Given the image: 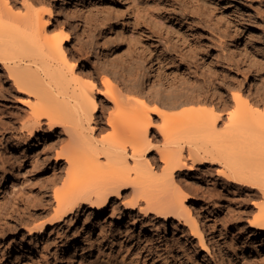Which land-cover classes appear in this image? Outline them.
Segmentation results:
<instances>
[{
  "label": "rangeland",
  "instance_id": "rangeland-1",
  "mask_svg": "<svg viewBox=\"0 0 264 264\" xmlns=\"http://www.w3.org/2000/svg\"><path fill=\"white\" fill-rule=\"evenodd\" d=\"M37 1L44 5L55 1L58 16L52 28L63 23L70 27L73 40L66 48L77 72L87 80L100 81L103 72L95 62V53L100 50L109 62L110 76L131 96L142 94L170 104L173 99L153 95L152 90L174 95L171 90L181 84L180 73L185 72H193L198 84L209 82L210 89L202 95L193 89L182 90L175 99L190 97L202 101L169 108L174 112L193 104H203L211 111V105L219 101V91L225 95L223 100L229 101L234 91L240 89L245 97H250L258 82L264 84L263 28L245 24L244 20L248 10L256 11L255 3L248 6L244 0ZM17 2L19 5L20 1ZM233 33L246 45L243 56L231 44ZM250 36H260L263 41L257 40L254 45ZM190 40L193 43L188 45ZM197 43L203 47L198 55L195 52L200 62L187 64L189 71L178 55H190ZM220 66L226 70L227 85H219L215 79ZM263 90L264 85L256 98L262 111ZM20 98L25 95L15 91L0 69V264H264V234L253 235L247 228L248 218L255 210L254 201L261 199L251 198L238 184L219 177L217 165L196 166L177 174L192 208L213 233L212 241L222 258L218 254L209 257L205 252L199 255L197 245L187 239L188 228L182 218L169 215L163 219L145 214L121 201L115 217L110 208L106 214H97L82 205L77 213L50 221L53 182L64 171V165L57 164L54 157L68 135L61 126L48 134L42 125L28 136L21 126L27 107L19 102ZM99 99L103 98L98 95ZM97 115L105 121L101 112ZM110 133L106 128L100 134L107 137ZM155 134L153 129L150 136ZM156 143L161 144V139ZM155 153L153 150L151 154ZM122 199L128 201L131 196ZM42 222L44 231L38 233L34 225Z\"/></svg>",
  "mask_w": 264,
  "mask_h": 264
},
{
  "label": "bare ground",
  "instance_id": "bare-ground-1",
  "mask_svg": "<svg viewBox=\"0 0 264 264\" xmlns=\"http://www.w3.org/2000/svg\"><path fill=\"white\" fill-rule=\"evenodd\" d=\"M19 1L18 5L17 0H0V69L15 91L25 95L19 102L27 107L21 126L28 136L42 125L48 134L61 126L68 135L54 157L57 164L64 165V171L53 182L50 221L77 213L82 205L97 214H106L110 208L111 216L115 217L121 201L124 206L137 207L145 214L163 219L169 215L182 218L188 228L187 239L197 245V253L205 252L209 257L218 254L222 258L212 241L213 233L192 208L190 196L177 174L196 166L217 165L219 177L238 184L251 198L261 199L254 201L255 210L248 218L247 228L253 235L264 234V110H259L260 102L256 99L264 84H256L251 98L239 89L226 101L219 91V101L211 105V111L200 103L175 113L169 108L202 101L190 97L175 99L182 90L193 89L202 95L208 91L209 82L198 84L193 72H185L180 73L181 84L171 90L174 95L152 90L153 95L173 99L170 104L142 94L131 96L110 76L109 62L100 50L95 53V62L103 72L100 81L87 80L77 72L66 48L73 40L70 27L63 23L52 28L58 16L55 1L48 5L37 0ZM244 3L256 4V11L248 10L244 16L245 24H258L264 33V0H244ZM150 20L158 22L155 18ZM236 33L231 36V44L243 56L246 45ZM257 40L263 41L260 36H250L252 44L256 45ZM192 43L188 41V45ZM202 48L197 43L190 55H178L187 70L200 62L197 55ZM215 75L219 85H227L226 70L220 66ZM219 85L215 87L220 89ZM98 95L103 99L98 100ZM106 128L111 133L104 137L100 133ZM153 129L157 134L150 136ZM157 139L162 143L157 145ZM127 196L131 199H122ZM144 227L142 224L141 229ZM44 228L42 222L33 229L42 233Z\"/></svg>",
  "mask_w": 264,
  "mask_h": 264
}]
</instances>
